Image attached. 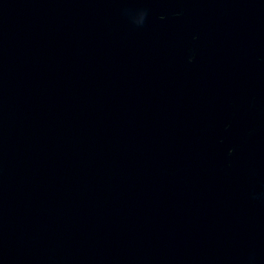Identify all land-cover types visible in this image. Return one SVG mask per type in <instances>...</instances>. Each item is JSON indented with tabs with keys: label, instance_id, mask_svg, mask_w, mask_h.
I'll return each instance as SVG.
<instances>
[{
	"label": "water",
	"instance_id": "obj_1",
	"mask_svg": "<svg viewBox=\"0 0 264 264\" xmlns=\"http://www.w3.org/2000/svg\"><path fill=\"white\" fill-rule=\"evenodd\" d=\"M0 264H264V0H0Z\"/></svg>",
	"mask_w": 264,
	"mask_h": 264
}]
</instances>
